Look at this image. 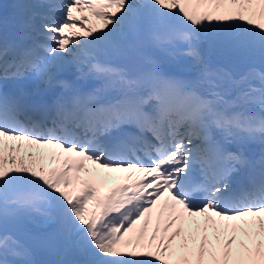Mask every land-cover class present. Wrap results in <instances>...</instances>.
<instances>
[{"label": "snow or ice", "instance_id": "obj_1", "mask_svg": "<svg viewBox=\"0 0 264 264\" xmlns=\"http://www.w3.org/2000/svg\"><path fill=\"white\" fill-rule=\"evenodd\" d=\"M0 9V264H264V0Z\"/></svg>", "mask_w": 264, "mask_h": 264}, {"label": "rangeland", "instance_id": "obj_2", "mask_svg": "<svg viewBox=\"0 0 264 264\" xmlns=\"http://www.w3.org/2000/svg\"><path fill=\"white\" fill-rule=\"evenodd\" d=\"M85 16H88L90 15L88 12H85L84 14ZM97 23H99L97 21ZM167 58V57H166ZM72 58L71 57H68V60H71ZM102 59H104V57H102ZM109 59H113L111 57H109ZM75 65V64H74ZM73 64H70L65 70H68L70 71L71 73H81L83 72L86 68H88L87 65H82L80 68L83 69V70H80V71H74V69H76L77 67H73L74 66ZM89 69V68H88ZM78 70V68L76 69ZM95 79V78H93ZM115 173H113L112 175H114ZM119 174V173H118ZM120 175V174H119ZM154 226V225H153ZM151 227L150 226V230H151ZM32 233V228L31 226H22L18 231H17V235L19 238H22V239H26L29 237V234ZM36 254L38 255H35V258H39L41 261H47V260H51V259H57L58 257H56L54 254H50L49 252L47 251H44L42 249H37V252Z\"/></svg>", "mask_w": 264, "mask_h": 264}, {"label": "bare ground", "instance_id": "obj_3", "mask_svg": "<svg viewBox=\"0 0 264 264\" xmlns=\"http://www.w3.org/2000/svg\"><path fill=\"white\" fill-rule=\"evenodd\" d=\"M0 13L2 14V12H1V11H0ZM83 73H85V77H88V79H90V78H91L90 76H87V74H88V72H87V71H86V72H83ZM20 154L22 155L23 153L21 152ZM118 180H119V179L115 180L113 184H116V183H118V182H123L122 180H120V181H118Z\"/></svg>", "mask_w": 264, "mask_h": 264}]
</instances>
